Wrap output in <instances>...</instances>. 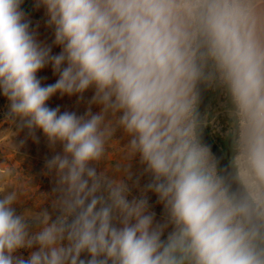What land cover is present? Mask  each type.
<instances>
[{
	"label": "clouds",
	"instance_id": "9594fccd",
	"mask_svg": "<svg viewBox=\"0 0 264 264\" xmlns=\"http://www.w3.org/2000/svg\"><path fill=\"white\" fill-rule=\"evenodd\" d=\"M23 2L0 0V94L15 137L42 132L54 152L51 211H18L19 190L0 188V264H264V0H36L57 54ZM89 91L83 114L48 106ZM209 93L226 163L203 139ZM117 130L129 162L109 175Z\"/></svg>",
	"mask_w": 264,
	"mask_h": 264
},
{
	"label": "rangeland",
	"instance_id": "374dc122",
	"mask_svg": "<svg viewBox=\"0 0 264 264\" xmlns=\"http://www.w3.org/2000/svg\"><path fill=\"white\" fill-rule=\"evenodd\" d=\"M36 0H24L21 5L28 19L31 20V26L38 33V39L46 44L52 45V53L60 52L58 46L53 45L54 34L52 29L47 27V16L43 7L35 6ZM41 78L42 84L55 83L58 78L53 74L52 68L42 69L37 73ZM92 95L89 91L85 93V101L77 102V97H69L67 95L61 97L58 93L48 101V106L55 108L60 107L63 111H75L78 115L83 114L86 110V101ZM222 98L209 93L207 95L206 110L209 115V122L206 127L209 129L211 136L215 140H222L225 145L229 140L228 118L223 107H221ZM96 111L97 109H93ZM8 111V101L0 94V172L7 169H14L15 174L6 181L0 182V188L15 187L19 190L18 211L25 209H38L42 206L51 208L49 203V195L53 187L52 177L45 175V160L54 155V152L48 147L47 141L42 132H37L39 142L33 141L30 137L26 139V131H22L15 137L16 127L4 121L5 114ZM128 136L122 130H117L107 146L105 158L99 163V170L107 172L109 175H120L117 171V165L126 164L129 161L125 159L126 145ZM24 140V144L17 151L15 144H19ZM56 151H60L57 146ZM134 163V161H133ZM139 165L134 163L133 171H138ZM146 177L142 178L141 183L146 182ZM134 194H136L134 192ZM151 202L154 205V210L157 212V217L161 213V206L156 204V196L149 194ZM21 254L27 257V250H21Z\"/></svg>",
	"mask_w": 264,
	"mask_h": 264
},
{
	"label": "water",
	"instance_id": "95a60500",
	"mask_svg": "<svg viewBox=\"0 0 264 264\" xmlns=\"http://www.w3.org/2000/svg\"><path fill=\"white\" fill-rule=\"evenodd\" d=\"M207 106V96L205 97L203 108L206 110ZM203 139L206 145L209 147L210 151L217 157L221 158L222 163H226L229 156L231 155V150H230V139L228 140V146L223 152L217 145L216 143L212 140L209 129L205 127L204 132H203Z\"/></svg>",
	"mask_w": 264,
	"mask_h": 264
},
{
	"label": "trees",
	"instance_id": "16d2710c",
	"mask_svg": "<svg viewBox=\"0 0 264 264\" xmlns=\"http://www.w3.org/2000/svg\"><path fill=\"white\" fill-rule=\"evenodd\" d=\"M210 136H211V134H210ZM211 138L221 150L225 149L228 146V142H227V145H225L221 139L215 140L212 136H211Z\"/></svg>",
	"mask_w": 264,
	"mask_h": 264
},
{
	"label": "flooded vegetation",
	"instance_id": "af4514ba",
	"mask_svg": "<svg viewBox=\"0 0 264 264\" xmlns=\"http://www.w3.org/2000/svg\"><path fill=\"white\" fill-rule=\"evenodd\" d=\"M226 148H227V147H226ZM226 148H225V149H222V151L225 152Z\"/></svg>",
	"mask_w": 264,
	"mask_h": 264
}]
</instances>
